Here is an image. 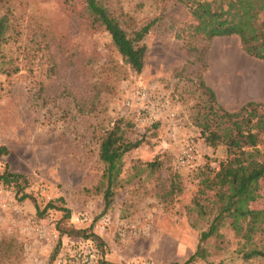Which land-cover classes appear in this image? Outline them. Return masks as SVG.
<instances>
[{
  "label": "rangeland",
  "instance_id": "1",
  "mask_svg": "<svg viewBox=\"0 0 264 264\" xmlns=\"http://www.w3.org/2000/svg\"><path fill=\"white\" fill-rule=\"evenodd\" d=\"M99 2L129 32L152 24L142 72L125 62L86 0H0V17L11 26L2 48L9 63L0 60V148L10 153L0 171L10 168L27 184L24 192L0 185V264L185 263L206 228L191 225L197 214L190 208L203 170H218L228 157L227 145H209L195 123L207 98L200 80L231 112L264 103V60L247 54L239 36L209 40L187 4ZM258 25L264 35V11ZM120 120L142 144L125 155V184L104 212L96 190L100 142ZM189 145L197 158L181 164ZM157 159L161 169L147 167ZM174 174L183 190L170 194ZM50 202L57 207L46 210ZM252 209L242 227L223 229L227 249L192 264H264L238 252L264 221V177Z\"/></svg>",
  "mask_w": 264,
  "mask_h": 264
},
{
  "label": "trees",
  "instance_id": "2",
  "mask_svg": "<svg viewBox=\"0 0 264 264\" xmlns=\"http://www.w3.org/2000/svg\"><path fill=\"white\" fill-rule=\"evenodd\" d=\"M90 8L102 21L109 32L113 45L125 62L136 72H142L147 56V46L143 43L152 24L133 32L127 31L110 17L99 0H86ZM190 6L197 30L209 40L216 37L239 36L243 48L250 56L264 60V35L258 25L259 14L264 11V0H176ZM8 18L0 17V60H5L3 45L11 37ZM8 69V68H7ZM10 72V70H7ZM200 87L207 98L197 105L195 123L201 128L205 141L211 146L227 145L228 157L221 162L218 170L209 166L203 170L200 189L193 199L192 211L197 214L191 225L200 230V241L196 252L185 263L207 260L214 253L228 248L230 241L224 228L239 229L253 213L254 186L264 177V152L260 148L264 136V103L251 101L236 112L224 108L216 91L200 80ZM129 126V124H128ZM125 122L120 120L102 136L99 157L104 164V172L97 192L105 199L107 212L116 201L117 188L123 187L122 174L124 157L141 146L142 141H133L126 136ZM7 147L0 148V159L8 155ZM163 162L157 159L147 164L152 170L161 169ZM25 178L13 173L10 168L0 171V185L20 187L25 190ZM24 181V182H23ZM25 185L23 186V184ZM170 194L181 192L183 186L178 174L171 177ZM27 194L21 198L25 199ZM64 202V199H61ZM54 202L46 207L55 208ZM39 209V208H38ZM70 215L68 208H61ZM238 252L249 261L264 259V221L245 241L239 242Z\"/></svg>",
  "mask_w": 264,
  "mask_h": 264
},
{
  "label": "built area",
  "instance_id": "3",
  "mask_svg": "<svg viewBox=\"0 0 264 264\" xmlns=\"http://www.w3.org/2000/svg\"><path fill=\"white\" fill-rule=\"evenodd\" d=\"M146 95H147V93H146V91H144V96H146ZM196 158H197V156H196L195 148L192 145H189L187 147V149L184 150V152H183L182 156L180 157L179 161H180L181 164H187L189 162H193ZM96 253H99L98 249L94 250V253L91 254L92 262H93L94 259H97V255H100V254H96ZM57 264H66V261L62 260V259H59L57 261Z\"/></svg>",
  "mask_w": 264,
  "mask_h": 264
}]
</instances>
